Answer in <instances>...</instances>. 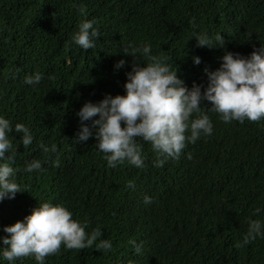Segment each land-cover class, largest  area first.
I'll return each instance as SVG.
<instances>
[{
  "label": "trees",
  "instance_id": "1",
  "mask_svg": "<svg viewBox=\"0 0 264 264\" xmlns=\"http://www.w3.org/2000/svg\"><path fill=\"white\" fill-rule=\"evenodd\" d=\"M82 20H93L99 32L87 50L70 39ZM193 33L221 34L223 46L199 47ZM129 42L148 43L151 54L167 57L189 88L206 86L204 69L219 68L225 52L247 56L264 45V0H0V115L33 135L24 148L22 133H9L22 191L0 201V236L8 235L3 226L46 201L64 205L73 219H87L86 232L99 227L98 239L110 240L112 248L61 245L45 264H264V239L235 247L249 219L264 222V118L224 123L204 101L212 134L186 142L180 158L160 168L143 141L145 167L139 169L127 162L107 167L94 137L74 141L86 101L124 94L133 58L121 50ZM193 56L200 57L198 65ZM120 59L126 63L116 69ZM33 72L42 74L40 84L25 85ZM41 143L56 151L42 152ZM33 159L46 171L24 172ZM13 264L36 261L29 256Z\"/></svg>",
  "mask_w": 264,
  "mask_h": 264
},
{
  "label": "clouds",
  "instance_id": "2",
  "mask_svg": "<svg viewBox=\"0 0 264 264\" xmlns=\"http://www.w3.org/2000/svg\"><path fill=\"white\" fill-rule=\"evenodd\" d=\"M93 25V20H82L71 34V42L80 49L93 48L99 36ZM192 37L199 47H222L224 43L221 34L212 38L207 33H193ZM121 51L133 58L131 70L125 73L124 94H105L98 102L86 101L77 112L80 128L73 138L83 142L94 137L96 150L103 153L107 167L116 168L124 162L138 169L145 167L141 141L151 145L156 154L153 161L156 168L168 159H179L186 142L195 143L213 132L212 121L201 108L204 101L210 104L208 111L218 114L224 123L264 118V45L254 48L247 56L225 52L219 68L204 69L206 86L193 82L190 88L177 75L176 68L166 63L167 57L151 54L150 44L129 42ZM192 60L194 64L200 63L199 56H193ZM125 63L120 59L114 67L120 69ZM42 78L40 72H33L24 76L23 83L35 87ZM85 121H90V125ZM13 130L22 133L19 143L24 148L33 142L29 127L19 122L13 126L0 115V201L13 199L22 191L15 180L20 169L12 166L16 150L9 133ZM39 148L44 153L56 151L55 145L50 148L41 143ZM58 165V160L53 161V166ZM22 170L37 174L46 171L38 159L26 162ZM126 187L135 190L132 181ZM143 202L150 204L152 198L145 195ZM87 226V219H73L72 212L64 205L38 202L22 220L3 226V232L8 235L0 236V260L13 264L19 258L31 256L36 264H45V258L56 254L61 245L68 250L93 245L103 252L111 250L110 240L98 239L101 229L95 227L86 232ZM257 238L264 239V222L249 219L247 230L235 247L242 248ZM129 243L136 253L141 251V244Z\"/></svg>",
  "mask_w": 264,
  "mask_h": 264
}]
</instances>
